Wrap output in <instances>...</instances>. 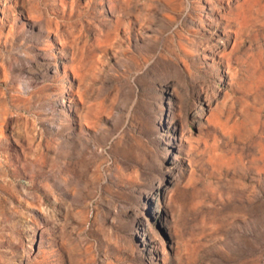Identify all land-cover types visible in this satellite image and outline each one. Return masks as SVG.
<instances>
[{
  "label": "rangeland",
  "instance_id": "374dc122",
  "mask_svg": "<svg viewBox=\"0 0 264 264\" xmlns=\"http://www.w3.org/2000/svg\"><path fill=\"white\" fill-rule=\"evenodd\" d=\"M0 264H264V0H0Z\"/></svg>",
  "mask_w": 264,
  "mask_h": 264
}]
</instances>
